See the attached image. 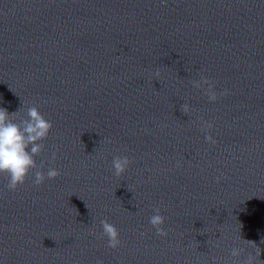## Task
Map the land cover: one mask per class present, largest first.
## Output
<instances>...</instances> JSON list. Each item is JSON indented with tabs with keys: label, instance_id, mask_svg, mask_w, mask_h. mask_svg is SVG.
Segmentation results:
<instances>
[{
	"label": "clouds",
	"instance_id": "obj_1",
	"mask_svg": "<svg viewBox=\"0 0 264 264\" xmlns=\"http://www.w3.org/2000/svg\"><path fill=\"white\" fill-rule=\"evenodd\" d=\"M154 76L159 79V70L155 71ZM191 83L195 89H204L209 101L215 102L218 99L214 90L215 85L207 77L201 75L199 80H192ZM205 86L207 87L205 88ZM223 94L227 95V92ZM180 111L188 115L191 108L187 103H183L180 106ZM22 113L25 114L26 118L21 115ZM52 127L51 121L46 119L38 107L34 105L27 106L26 103L22 102L21 106L11 113L6 108L0 107V175L7 177L8 190L15 191L23 185L33 170H35L33 183L36 186L44 184L46 179L53 180L61 175L60 171L54 167L49 168L45 174L40 170L44 166L43 161L39 165L36 162V157L40 156L44 149L43 141L48 138ZM211 128V123L203 121V131L207 132ZM205 139L211 144L216 143L210 134H207ZM52 159L55 160V153H53ZM130 164L131 161L127 156L113 157L112 170L114 175L119 177L124 174ZM219 179L217 177V182ZM164 222L165 217L160 214V209L156 208L154 214L149 218V223L156 230L157 236L166 237L168 235V232L162 227ZM100 225L102 227L101 235L107 238V246L111 249H117L121 245L117 227L106 219L100 220ZM239 240L243 241L244 244L253 246L255 251L254 253L249 252L246 258L241 261L239 257L245 252V249L240 246L232 247L230 264H264V261L259 259L261 248L254 241L242 239L241 235ZM96 264H103V261L97 260Z\"/></svg>",
	"mask_w": 264,
	"mask_h": 264
}]
</instances>
